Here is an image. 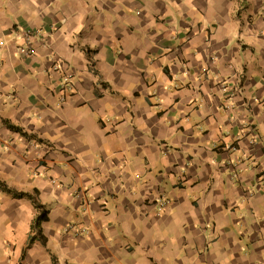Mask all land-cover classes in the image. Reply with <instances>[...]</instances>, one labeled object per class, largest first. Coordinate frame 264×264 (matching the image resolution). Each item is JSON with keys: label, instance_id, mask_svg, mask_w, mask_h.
<instances>
[{"label": "crops", "instance_id": "0c3cea01", "mask_svg": "<svg viewBox=\"0 0 264 264\" xmlns=\"http://www.w3.org/2000/svg\"><path fill=\"white\" fill-rule=\"evenodd\" d=\"M0 264H264V0H0Z\"/></svg>", "mask_w": 264, "mask_h": 264}, {"label": "trees", "instance_id": "16d2710c", "mask_svg": "<svg viewBox=\"0 0 264 264\" xmlns=\"http://www.w3.org/2000/svg\"><path fill=\"white\" fill-rule=\"evenodd\" d=\"M36 208L38 209L41 208V212L34 218V221L32 223L30 234L28 236V242H27L28 245L31 244L33 240L35 239V237L31 235V233L36 232V234L39 236L40 230H41L40 223L46 219V211H44L42 207L38 205L37 203H36Z\"/></svg>", "mask_w": 264, "mask_h": 264}]
</instances>
